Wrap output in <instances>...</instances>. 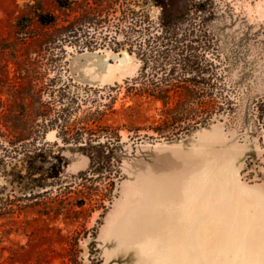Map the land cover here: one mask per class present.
Here are the masks:
<instances>
[{
	"label": "rangeland",
	"instance_id": "rangeland-1",
	"mask_svg": "<svg viewBox=\"0 0 264 264\" xmlns=\"http://www.w3.org/2000/svg\"><path fill=\"white\" fill-rule=\"evenodd\" d=\"M96 1L0 0L1 135L17 137L22 132L17 129L33 117L42 86L41 42L49 29L98 11L101 0L98 6ZM233 4L247 12L251 23L264 21V0H234ZM184 11L185 0H171L164 5L163 18ZM81 54L67 57L73 82L93 88L117 85L100 120H78L90 138L118 141L110 155L116 170L108 173L94 168L83 148L62 143L55 133L48 135L45 149L51 150L53 158L46 164L45 187L30 200L19 196L12 207L0 213V264H136L133 252L115 255L108 238L111 229L129 208L142 201L151 173H164L161 169L167 162L186 152L192 154L200 146L221 154L225 161L235 156L241 184L264 195V124L250 114L249 106L248 124L244 122L247 100L249 105L257 94L264 95L261 61L254 62L253 70L239 66L232 71L235 91L231 100L238 106L232 113L216 114L213 102L184 84L159 93L127 92L121 84L135 73L133 63L121 65L110 59L115 53L96 52V59L105 62L102 68L93 59L77 57ZM204 115L211 117L210 121L193 128ZM154 256L159 263L161 257ZM170 259V264H185L175 256Z\"/></svg>",
	"mask_w": 264,
	"mask_h": 264
},
{
	"label": "trees",
	"instance_id": "trees-1",
	"mask_svg": "<svg viewBox=\"0 0 264 264\" xmlns=\"http://www.w3.org/2000/svg\"><path fill=\"white\" fill-rule=\"evenodd\" d=\"M170 1L97 0L98 11L49 29L41 42L42 86L37 107L31 108L33 117L17 129L22 131L17 137L0 134V213L19 196L30 200L45 187L46 164L53 158L45 140L52 133L62 143L87 151L94 168L108 173L116 168L110 155L118 141L90 138L78 120H100L117 85L93 88L73 82L67 68L70 55L126 54L127 63L135 65V73L121 84L127 92L159 93L184 84L213 102L216 114L236 110L231 74L239 66L253 70L257 59L264 65V21L251 23L234 0H185L182 14L164 20V5ZM257 96L249 111L264 124V95ZM210 119L204 115L193 128Z\"/></svg>",
	"mask_w": 264,
	"mask_h": 264
},
{
	"label": "water",
	"instance_id": "water-1",
	"mask_svg": "<svg viewBox=\"0 0 264 264\" xmlns=\"http://www.w3.org/2000/svg\"><path fill=\"white\" fill-rule=\"evenodd\" d=\"M110 59L127 62L125 55L112 54ZM248 102L244 109L246 125ZM161 170L166 173L150 174L142 201L129 208L111 229L108 238L117 257L133 252L136 264H162L156 263L157 256L153 255L157 248H152V243L160 241L157 235L165 234L168 225L178 233L192 220L191 225H200L208 236L203 240L226 242L222 247L226 252L233 251L237 234L240 250L246 253L242 257L250 259L251 264H264V195L241 184L235 156L225 161L221 154L200 146L192 154L186 152L170 160ZM198 219L200 223L196 224ZM249 236L252 241L242 240ZM180 237L177 234L175 239Z\"/></svg>",
	"mask_w": 264,
	"mask_h": 264
},
{
	"label": "crops",
	"instance_id": "crops-1",
	"mask_svg": "<svg viewBox=\"0 0 264 264\" xmlns=\"http://www.w3.org/2000/svg\"><path fill=\"white\" fill-rule=\"evenodd\" d=\"M186 213L188 214V212ZM178 215L183 216V214ZM191 223L192 220H189L178 233L174 230V228L172 229V226L168 225L166 226V233L161 236V238H157L160 239V241H153L154 243H152V248H157L154 255H157L159 252L158 255L161 257L158 259L159 263L162 262V264H170L171 256H175L177 259H180L179 261L184 260L185 264H199L203 261L209 263L210 257L213 256V252L215 254L218 251L221 252L223 249V245L221 246L223 243L222 241L213 242V240L211 241L209 239L203 240L204 237L208 236L204 235L201 226L193 225L194 223L191 225ZM199 223L200 220L198 219L196 224ZM177 234H181L180 239H175ZM209 252L211 254H209Z\"/></svg>",
	"mask_w": 264,
	"mask_h": 264
},
{
	"label": "bare ground",
	"instance_id": "bare-ground-1",
	"mask_svg": "<svg viewBox=\"0 0 264 264\" xmlns=\"http://www.w3.org/2000/svg\"><path fill=\"white\" fill-rule=\"evenodd\" d=\"M95 53L96 52H90V53L86 52V53H83L81 55H77V57H83L84 59H93L96 62V64H98L100 67L103 68V66H105V64H104L105 62H103V60L96 59V57H98V55L95 54ZM126 58H127V61H128V57L127 56H126ZM121 65H123V64H121ZM234 237H235L236 240H238V242H237V244L234 242V246H233L234 248L232 246H230V247H232L233 251L226 252L224 250V248H223L221 250V252L218 251L216 254L213 252V254H212L213 256L210 257V262L211 263H214V264H242V262H246V261L247 262L248 261L251 262L250 259L242 257L246 253H244L243 251L240 250V244L241 243H239V239H240L239 236L236 234V236L234 235ZM242 240L250 242L253 239L249 236V237H245ZM246 243H244V244H246ZM224 244H226V242ZM224 244L222 243L221 246L224 245ZM209 254H211V253L209 252Z\"/></svg>",
	"mask_w": 264,
	"mask_h": 264
}]
</instances>
